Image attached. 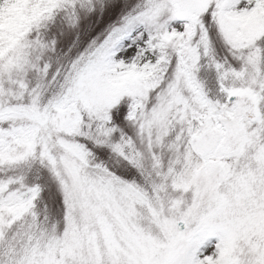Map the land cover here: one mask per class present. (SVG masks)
<instances>
[{
	"label": "snow or ice",
	"instance_id": "1",
	"mask_svg": "<svg viewBox=\"0 0 264 264\" xmlns=\"http://www.w3.org/2000/svg\"><path fill=\"white\" fill-rule=\"evenodd\" d=\"M0 264H264V0H0Z\"/></svg>",
	"mask_w": 264,
	"mask_h": 264
}]
</instances>
